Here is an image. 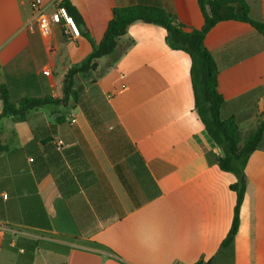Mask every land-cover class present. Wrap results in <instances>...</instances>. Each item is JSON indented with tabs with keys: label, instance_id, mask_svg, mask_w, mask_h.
I'll return each instance as SVG.
<instances>
[{
	"label": "crops",
	"instance_id": "0c3cea01",
	"mask_svg": "<svg viewBox=\"0 0 264 264\" xmlns=\"http://www.w3.org/2000/svg\"><path fill=\"white\" fill-rule=\"evenodd\" d=\"M31 1L0 0V87L13 101L61 99L68 69L92 46L82 34L66 40L59 26L42 37ZM68 1L96 43L114 8L159 7L188 30L204 25L198 0ZM248 5L264 23V0ZM166 37L161 26L132 24L123 56L78 78L79 103L56 134L50 126L63 108L0 120V264H264V142L245 168L238 233L222 247L236 178L219 168L221 150L196 112L191 58ZM205 44L219 69L222 115L252 130L264 119V37L224 21Z\"/></svg>",
	"mask_w": 264,
	"mask_h": 264
},
{
	"label": "trees",
	"instance_id": "16d2710c",
	"mask_svg": "<svg viewBox=\"0 0 264 264\" xmlns=\"http://www.w3.org/2000/svg\"><path fill=\"white\" fill-rule=\"evenodd\" d=\"M198 3L204 25L201 29L190 30L176 16L159 7L137 5L114 8L102 40L96 43L84 32L85 23L76 7L70 1L63 0L62 6L73 17L81 34L90 42L91 53L82 62L68 69L63 81L61 99L47 95L13 101L7 86L2 85L0 97L3 112L0 120L10 117L16 121H25L34 110L63 108L62 113L55 112L59 116L50 126L51 134H56L58 126L66 122L72 109L79 103V91L76 88L78 78H86L95 73L102 60L115 64L128 48L122 43V38L132 24L142 22L165 28L168 46L186 52L191 58L190 73L196 112L210 138L221 150L218 166L222 171L231 173L236 178V182L230 186V190L237 196L234 218L231 229L222 243V247H228L234 242L240 226V209L246 194V165L250 156L264 142V119L252 130L244 132L240 129L236 118H225L222 115L225 100L218 90L219 69L206 47L205 39L212 28L224 21L250 24L264 37V23L251 18L248 0H198ZM0 149L3 150L1 147Z\"/></svg>",
	"mask_w": 264,
	"mask_h": 264
},
{
	"label": "built area",
	"instance_id": "2783aa9c",
	"mask_svg": "<svg viewBox=\"0 0 264 264\" xmlns=\"http://www.w3.org/2000/svg\"><path fill=\"white\" fill-rule=\"evenodd\" d=\"M61 0H56L50 7L43 5L42 0H33L30 3L31 26L35 27L40 35L49 38L52 35L53 28L59 26L66 40L72 41L80 37L81 32L77 27L73 17L62 6ZM48 74V71H45ZM64 143L58 140L56 148L61 151ZM2 224L0 223V229Z\"/></svg>",
	"mask_w": 264,
	"mask_h": 264
},
{
	"label": "rangeland",
	"instance_id": "374dc122",
	"mask_svg": "<svg viewBox=\"0 0 264 264\" xmlns=\"http://www.w3.org/2000/svg\"><path fill=\"white\" fill-rule=\"evenodd\" d=\"M109 65H110V61H106L104 64H100L99 70L97 72H95V76H99L100 74H102V72H104ZM250 126H251V123L250 122L249 123H242L240 125V127L242 129L250 128Z\"/></svg>",
	"mask_w": 264,
	"mask_h": 264
}]
</instances>
